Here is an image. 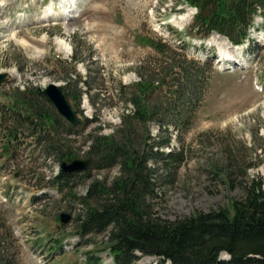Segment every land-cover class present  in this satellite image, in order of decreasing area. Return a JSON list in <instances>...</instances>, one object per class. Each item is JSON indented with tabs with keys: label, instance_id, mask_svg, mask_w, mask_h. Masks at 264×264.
<instances>
[{
	"label": "rangeland",
	"instance_id": "1",
	"mask_svg": "<svg viewBox=\"0 0 264 264\" xmlns=\"http://www.w3.org/2000/svg\"><path fill=\"white\" fill-rule=\"evenodd\" d=\"M48 9L56 16L40 21ZM185 15L180 29L176 22ZM195 15L184 0H0V74L6 75L0 84V264H96L97 258V264H115L107 235H83L77 218L88 185L110 182L120 168L90 169L58 184L62 162L44 148L54 137L57 149L90 159V139L112 137L123 116L132 114L141 79L154 83L149 105L156 114L136 123L137 138L147 150L171 138L165 156L153 157L149 166L155 215L175 221L231 210L248 181H264V17L258 14L249 38L234 46L218 34L202 39ZM223 50L231 63L219 64ZM186 60L199 67L192 72L193 90L172 116L180 120L176 127L159 131ZM52 84L64 91L77 126L39 94ZM24 98L54 121L35 118L36 125L14 127L11 109ZM16 111L23 119L29 115L23 107ZM6 127L17 130V138L7 137ZM63 214L71 216L68 224L61 223ZM138 256L135 264H159Z\"/></svg>",
	"mask_w": 264,
	"mask_h": 264
},
{
	"label": "trees",
	"instance_id": "2",
	"mask_svg": "<svg viewBox=\"0 0 264 264\" xmlns=\"http://www.w3.org/2000/svg\"><path fill=\"white\" fill-rule=\"evenodd\" d=\"M184 1L197 9L194 29L202 39L219 34L234 45H242L249 38L255 17L258 14L264 17V0ZM153 48L164 51L159 44ZM185 63L186 67H182L173 80L176 90L171 93L164 113L168 120L158 121L159 131L176 127L180 120L172 116L184 108L185 96L193 90L192 72L199 67L193 61L186 60ZM152 80L156 82V79ZM135 90L130 101L134 110L123 116L114 135H97L90 139L88 157L92 164L88 170L119 167L120 175L110 182L94 180L88 185L81 198L83 212L77 218L81 233L106 234L107 250L115 264H135L138 254L158 259L159 264H264V181L260 177L243 186L245 196L233 200L231 210L196 213L175 221L164 220L153 213L151 200L156 194V180L149 166L153 157L165 156L163 149L171 146V138L154 142L150 150L137 138L136 123H145L156 114L149 105L155 86L141 79ZM39 94L47 99L45 91ZM21 100H17L14 106L23 107L29 115L23 119L21 113L12 108L16 116L15 120L11 118L14 127L22 123L36 125L33 124L35 118L43 122L47 119L54 121L45 108L35 107L25 98ZM52 128L55 130V126ZM5 129H9L7 137L17 138V130ZM67 130L71 135L73 128ZM39 140L41 142V138ZM46 142L44 152H55L59 162L74 159L71 150H65V146L57 149L54 137ZM76 176L78 174H66L60 170L55 182L71 181ZM222 254H226L229 260H221ZM95 260L96 264L100 263L98 258Z\"/></svg>",
	"mask_w": 264,
	"mask_h": 264
},
{
	"label": "water",
	"instance_id": "3",
	"mask_svg": "<svg viewBox=\"0 0 264 264\" xmlns=\"http://www.w3.org/2000/svg\"><path fill=\"white\" fill-rule=\"evenodd\" d=\"M5 77L6 75L0 74V84L4 82ZM45 93L63 118H65L72 126H77L79 124L77 113L74 111L64 91L59 86L52 84L46 89ZM90 162L91 160L82 159L64 161L62 163V170L68 174L84 172L90 165ZM70 221L71 216L65 214L61 216V223L68 224Z\"/></svg>",
	"mask_w": 264,
	"mask_h": 264
},
{
	"label": "bare ground",
	"instance_id": "4",
	"mask_svg": "<svg viewBox=\"0 0 264 264\" xmlns=\"http://www.w3.org/2000/svg\"><path fill=\"white\" fill-rule=\"evenodd\" d=\"M51 9H53L52 7H51ZM51 9H48V10H46V13H45V15L43 16V17H41V18H39V20L40 21H43V20H45L46 18H52L53 16H56L55 15V11H52ZM59 16V15H58ZM55 18V17H54ZM188 20V15H185V16H182L180 19H179V21L178 22H176L177 23V25L180 27V29L181 28H183L184 27V25H185V23H186V21ZM227 41V40H226ZM235 49H238V47H236ZM232 57H231V55L229 54V51H227V50H223V51H221V59H220V61H219V64H223V65H225L226 63H225V61L227 60V64H229V63H231V61L230 60H232L231 59ZM87 160H91V159H87ZM91 164H92V160H91V162H90V165L88 166V168L85 170V171H87L89 168H90V166H91ZM61 169H62V165H61ZM63 171V170H62ZM84 171V172H85ZM64 172V171H63ZM65 173V172H64ZM80 173H82V172H80ZM66 174H68V173H66ZM73 174H76V173H73ZM64 215V214H63ZM66 215V214H65ZM68 215V214H67ZM62 216V215H61ZM60 221H61V217H60Z\"/></svg>",
	"mask_w": 264,
	"mask_h": 264
}]
</instances>
